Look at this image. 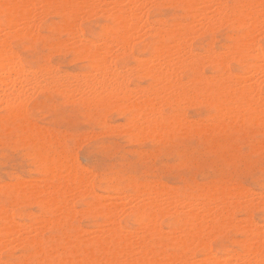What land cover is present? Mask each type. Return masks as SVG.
I'll use <instances>...</instances> for the list:
<instances>
[{
    "label": "bare ground",
    "instance_id": "6f19581e",
    "mask_svg": "<svg viewBox=\"0 0 264 264\" xmlns=\"http://www.w3.org/2000/svg\"><path fill=\"white\" fill-rule=\"evenodd\" d=\"M88 1L36 0L33 3L32 0V3H30L31 0L30 2L28 0H0V16L3 17V20L0 21V104H2L0 108L5 107L13 117L27 118L25 113L26 101L28 100H25V98L28 97L29 93L31 94L35 91H32V89L40 87V90L42 88L52 90L67 99L76 97L80 104L86 108L98 106L111 110L114 108L122 112V114L128 113L130 114L132 132L135 133V137L147 134L157 138L164 136L171 130L173 125L181 128H190L187 122L190 120L185 118L187 116H184V112L182 114L168 113L165 111V107L184 106V104L189 106L188 104H193L194 99L200 101V99L196 98L201 93H204L205 102L209 103L210 107L213 108V115L208 116L210 120L207 119L212 124L209 126L221 128L233 125L237 123L238 119L243 118L254 119L253 123L255 124L259 120L260 122L264 121V96L258 84L262 80L259 76L264 75V50L256 39L258 36L255 35V33L258 34L260 28L264 30V0H166L171 6L179 7L184 11V20L173 19L167 26L161 21H156L157 23L155 24L148 20L149 3H153L151 0H108L104 1V7L101 5L103 0L102 2L97 0L101 3V7L96 9H100L101 11L98 12H102L101 16L103 14L111 22V25L105 23L102 26V31L104 32L100 43L96 39L88 38L79 27V21H81V19L79 20V13H81V10L84 8V10L90 11L88 10L89 8L85 9L84 7ZM90 1L92 2V0ZM159 1L156 0V2ZM96 2L95 4L97 5L98 2ZM89 3L86 7L92 6ZM37 5L41 10H46V8L51 6L55 12L62 14L63 18L58 28L65 31L67 37L63 39L64 41L60 40L56 41V43L54 41L50 45H68L67 49L70 50L76 60L86 61L89 70L85 73L81 71V76L76 74L71 76L72 74L70 75L68 72H66V75H64L65 73L62 75L59 74L60 71L57 72V67L53 69L52 67L49 68L48 65L47 67L37 66L33 69L24 67L19 57L20 55L11 46L10 39L2 36L3 33L8 36L10 33L14 34L19 31V33L23 32L27 35L32 34L34 37L38 35L40 33L39 20L37 21L39 16L35 20L33 15L39 11V9L33 8L34 6L38 8ZM148 5L149 8L147 7ZM92 8L93 6L90 7V9ZM33 9L37 11L35 10L36 12H34L32 11ZM51 10L49 8V11ZM53 11L52 14L54 13ZM39 12L41 16V11ZM39 12L37 13L39 14ZM82 13L84 17V12L82 11ZM200 17L206 22L205 24H211L212 21L220 24V20L224 23L225 21L237 22V27L242 29V35L238 39L237 45L233 44V48H226L222 53L217 52L212 47H208L203 54L194 52L189 47L190 45L186 44V36L189 33L192 35L196 32L193 31L192 33L191 30L194 27H190L191 25L194 26L192 23L196 20L198 21ZM202 20L200 21L203 22ZM139 24L141 25L139 26ZM194 24L196 25V23ZM141 26L144 27L143 31L150 33L156 38V43L151 46L150 59L145 57L139 63L141 76L147 80L146 86L139 87L135 83L132 87L128 80L132 72L126 71L129 76L125 72L123 73L122 69H120V63L129 54V47L134 42L131 43L132 37L140 32H137V29H141ZM202 28H206V26ZM17 35L19 34L17 33ZM39 35L38 37H40ZM190 37L188 35V41ZM31 38L33 39V37ZM135 38L137 37L134 36ZM133 56L135 57V55ZM228 56L233 57L231 60L234 59L241 62L245 58H252L253 61L251 63H244L246 68L243 70L259 75L258 81H254L257 80L255 79V77L257 78L256 75L253 81H249L250 77L253 78V75H250L247 79L245 78L247 74L233 73L229 66L230 58ZM234 63L236 62L234 61ZM244 64L243 62L241 63L242 66ZM136 65L138 67V64ZM204 66L211 68L213 75L209 77L203 76L202 68ZM136 69L138 70V68ZM49 70L50 72H48ZM187 71L191 73L189 76L190 83H192L191 86L186 85L189 82L188 80L184 82L185 79L184 81L182 79L181 74ZM46 73L50 76L43 78L46 77ZM35 74L39 75H36L39 77L38 80H36L37 77H31L35 76ZM67 74L71 77H66ZM134 74L136 73L134 72ZM263 81L264 78L261 82ZM37 86L39 87L37 88ZM29 96L32 97V95ZM68 102L70 103L69 100ZM207 120L205 122H208ZM199 121H196L193 124V128L192 126L191 128H198L200 124L202 126ZM130 122L127 120V123ZM31 125L28 127L30 130L29 135L27 134L28 137L31 133L33 134ZM131 126H129V129L125 126L126 130L130 132ZM207 128L205 130L208 131ZM36 134L37 136L40 135V133ZM53 135L55 134L53 133ZM56 135L52 136V138L56 137ZM35 137L32 140L30 139V141L36 168L40 175V178H35H39V180L30 181V179L25 181L20 179L16 180L17 182L15 181V183L12 181V184H4L9 182L0 183V193H10V205L8 206L16 209L18 215L21 214L18 206L23 203L35 204L43 213H48L49 218L44 219L40 215L44 220L39 219L44 226V230H49L52 233L50 239H55V242L53 241L52 243V241L48 242L46 238L43 239L42 231L44 230L38 228L40 227L39 225H36L35 233L31 230L32 233L29 235L24 230L29 229L30 231V228L25 226L18 225V227L20 226V231L23 228L22 230L25 233L19 232L18 228V231H16L14 225L16 220L14 221L9 209L5 208L0 200V240L14 236L10 237L13 238L10 243H14L11 244L13 245L12 248L25 252L21 264H175L176 262L178 264V262H189L188 259L190 260L195 256V249L207 254L204 259L203 257L202 259L198 257L195 259L194 257L195 261L201 259V261H197L199 262L198 264H220V256L217 258L218 255L214 256V253V255L211 254L212 245L210 240L214 238L212 236L218 231L221 233L224 227L229 228V226L234 227L244 238L239 240L241 251L236 253L237 258L240 257L243 261L241 262L238 259L240 262L238 261L239 263L235 264H264V230L261 229L262 225L259 226L251 217H247L249 215L243 219H239L234 215L236 210H241L246 214H251L255 209L264 211V196L262 192V196H258V199H254L253 195H250L251 192H249L250 198H245L246 200L243 198L242 201L239 197V200H241L239 202L230 198L229 192L232 194V191H228L229 188L227 186H213L200 189L195 198L190 199L187 197L186 200L184 198L181 199L184 201L183 204L178 199L179 203L177 202V204L175 202L177 198L174 199L172 197L173 191H169L168 194V191H166L168 189H164L165 186L148 184L144 188H140L138 184L130 181L132 184L128 186V189L133 192V195L127 196V200L124 199V201L122 199L124 193L120 199L126 202V205L131 204V210L129 207L128 211H130L132 221L138 227L136 229H127L118 220L119 211L123 207H120L121 202L119 204V200L116 202L118 196L114 199L113 195V192L121 191V186L123 185L119 186L113 183L111 186V179L108 177L95 180V174L91 173V171L90 173L91 175L93 174V177L90 179V176H87L90 174H87V169L69 163L72 159L69 157L70 160L68 161L67 155L69 154H66L64 150H52L50 148L51 141L49 140L50 138L47 139L48 135L46 139L41 136ZM55 139L52 142H56ZM95 182L104 191V194L95 193ZM231 188L233 189L232 186ZM233 190L235 191H233L235 198L237 193L238 196H240V193L243 196L244 193L242 191L245 189H239L242 190L239 191L240 193H236L238 190L235 188ZM247 191H245V194L248 193ZM166 193L172 195L170 199L174 200V202L167 199L163 200ZM245 194L244 196L246 197ZM112 197L115 201L111 200ZM74 200L81 201L86 208L88 207L87 209L84 207L85 210L94 211V214L98 213L99 217L102 218V221H99L100 223L94 228V234H89L87 232L88 229L83 230L82 226V229L75 228L77 227L76 225L75 227L73 226L72 220H75L74 216L76 213L75 208L73 209L72 207ZM124 202L122 205H124ZM180 203L182 205H179ZM80 210L82 209L80 208ZM80 213H83V210ZM164 217L168 218V223L171 226L168 231H164L160 226V220ZM32 225L31 227L35 228ZM7 240L10 241L11 239ZM7 240L5 242H9ZM168 246L176 247L180 252L177 254L166 252L165 248ZM193 254L194 256H192ZM229 257L230 259L236 258L232 254ZM229 257L226 259L228 260ZM3 260L0 258V264H8ZM14 264H17V262Z\"/></svg>",
    "mask_w": 264,
    "mask_h": 264
},
{
    "label": "rangeland",
    "instance_id": "374dc122",
    "mask_svg": "<svg viewBox=\"0 0 264 264\" xmlns=\"http://www.w3.org/2000/svg\"><path fill=\"white\" fill-rule=\"evenodd\" d=\"M28 1L30 2V0ZM34 1L36 0H33V3H35ZM96 1L97 0H94V1L92 0L91 2L89 0L84 5L85 9L89 8L88 10L92 12L84 10V8L83 10H81V13L83 11L85 16L83 17V13L82 14L79 13V20L81 19V21H79V25H80L79 27L82 29V32L88 38L96 39L100 43V41H102V37H103L102 35L104 32L102 31L103 30L102 26L105 23H108L111 25V22L107 20L103 14L101 16L102 12L101 13L98 12V11H101L100 9H96L98 7L100 8L101 5L102 7H104L103 3H105L108 0H103V2L102 0H100L102 4L99 1H97L98 3ZM152 1L153 3H149L150 8H149V5L147 6L149 8L147 17L151 23L156 24L157 23L156 21H161L163 22L164 25L167 26L169 23H171L173 19L184 20L183 18L184 11L180 9L179 7L171 6L166 0H160V1L157 0L159 2H156V0H151V2ZM230 1H233V0H230ZM95 2L97 3V5L95 4ZM165 2L167 5L165 4ZM30 3H32V0ZM88 3L92 4L93 6L92 9H94L95 12L94 10L90 9V7L92 6L89 5V7L88 6L86 7ZM157 4L158 6H156ZM33 8H36L37 10L39 9V11H41V16H40V12L37 11L36 9H33L32 11L34 12L37 11L39 12V14L37 12L35 14L31 12L34 15L35 20L37 16L40 17V18L38 17L37 19V21L39 20L38 25L40 27L39 28L40 35L39 34L38 35L40 37H38V35H35V34H33L35 35V37L32 36V34H30L31 35L30 36V35L24 34L23 32H22L23 33L22 35V33H19L20 31L14 34L10 33L8 34V36L4 35V33L3 35L1 34L3 37H7L10 39L9 41L11 42V46L13 47L15 51H17L16 53L20 55L19 57L24 67L28 69L29 68L33 69L37 66L47 67L48 65L49 68L52 67L53 69L57 67L56 70H58L57 72L60 71L59 74L63 75L65 73L64 75H66V72H68V74L70 75L72 74L71 76L75 74L77 76H81L80 74L81 71L82 72L84 71L83 73L88 71L89 68H88L87 62L84 60H79V59L76 60V58L70 52V50L67 49L68 48L67 44H66L67 46H64L63 44L60 46L50 45L51 43H54V41L55 43L56 41L58 42L60 40L64 41L63 39H66L67 37L66 32L58 28L63 18L62 14H60L57 11L55 12V10L51 6L49 7L52 9L51 11H49V8H46V10L48 11H46L45 9L41 10L39 6L38 8L35 6ZM52 11L54 12L53 14H52ZM93 12L94 14L96 13L97 14L93 16L94 15ZM87 14H88V17H87ZM89 14H92L90 16H93V17H90ZM85 18H88V19H85ZM160 18L162 19L160 20ZM2 20H3V17L0 16V21ZM200 20H202L201 17L198 18V21L201 25L198 23L197 20H196L197 22L195 21L192 23L194 26L190 24L191 25L190 28L194 27V29L191 30L192 33L193 31L194 32L196 31V32L192 35L190 33L188 34L189 37L191 36L189 41H188V35L186 36V40H187L186 44L190 45L189 47L192 48L194 52H197V53L201 52L203 54L208 47H212L217 52L222 53L224 52V50H226V48H233L235 44L237 45V41L242 35V29L240 27H237L238 25L236 24L237 22L225 21L226 23L225 24L224 22H221L220 20V24L219 22L217 23L216 21L214 22L212 21L211 24H205L206 23L205 21L202 20L203 22H201ZM185 22L187 21L185 20ZM194 23H196V25ZM140 25L141 24H139V26ZM263 25H264V22H263ZM204 26H206V28H202ZM143 28L144 27L141 26V29L140 28L137 29V32L140 31L138 32L137 35L136 34L134 35L137 38L134 39V36L132 37L131 43L133 41L134 42L129 47L130 52L132 54L129 52V54L120 63V66L122 67V68L120 67V69H122L123 73L125 72L126 74V71L128 70H129V73L132 72L130 74L131 76H129V74H126L130 77L128 79V77L126 76L127 79L130 81V84L132 87L134 86L135 83H137L139 87L146 86L147 80L146 78L141 76V70L139 68L140 66L139 63L142 60H144L143 58L145 57H148L147 59H150L151 46L156 43V38L150 33L143 31L144 30ZM201 28L202 30H200ZM262 29L263 28H260L258 34L255 33V35L258 36L256 39L258 40L259 45L264 50V30ZM261 31H263V33H261ZM17 33L19 35H17ZM141 33L142 34L145 33V34L142 36ZM31 37H33V39ZM50 41H53V42H50ZM201 48H203L204 50ZM133 55H135V57ZM228 58H230L229 66L233 73H241L244 75L247 74L249 75V76L245 75V78L247 79L248 77H250V75H253V78L250 77L249 81L254 80V77L256 75L255 73L251 74L252 72L250 73V72H246L245 70H243L244 68H246L247 63H251L253 61L252 58H249V57L245 58L244 61L242 62L243 64L244 63L246 64H244L243 66L241 65L242 63L241 61H236L234 59L231 60V58H233L232 56H228ZM234 61L236 63H234ZM135 63L138 64V67ZM126 64H127V69H126ZM130 65H132L131 66L132 68L130 67ZM128 66L130 67V69ZM134 68L135 69L138 68V70L137 69L135 70ZM50 70L48 72H50ZM134 72L136 74H134ZM202 73H203V76H206V77L213 75V71L208 66H204L202 68ZM68 74L66 77H71ZM190 74L191 73L188 71L186 73L184 72L183 74H181L183 81L185 79L184 82H186V80L189 81V82L187 81L189 84L186 83L187 86L192 85L189 79ZM36 75L39 76L38 74H35V76H31V77L35 78L37 77ZM45 76L46 77H43V78H47L50 75H47L46 73ZM256 76L257 78L255 77V79L257 80H254V81H258L259 75H256ZM261 76L259 77L263 80L264 75H261ZM38 79L39 77H37L36 80ZM260 82H258V84L262 92L264 93V81L261 83ZM38 87L39 86H37V88ZM32 91L34 92L38 91L39 93L38 92L37 93L32 92L33 94L29 93V95H32V97L27 95L28 97L25 98V100H28L26 101V113H25L27 118H29L28 120L26 117L25 118L24 117H20V118L13 117L12 115L8 113L5 107L0 108V183L2 184L4 182H9V183H4V184H12V181L13 183H15L16 180H20V179L25 180V181H28L30 179H31L30 181L39 180L40 175L37 171L36 161L32 154V145H31L30 139L32 140L35 136L36 137L41 136L42 138L46 139L48 135L49 137H47V139L50 138L49 140L51 141L50 148L52 150H56V149L64 150L66 154H69L67 155L68 161L70 160L69 157H71L72 159L71 160L72 162L69 161V163H73L77 165V167L79 165V167L87 169L88 170V171L86 170L87 174H89L91 171V173L95 174L94 176V178H96L95 180H98L99 178L108 177L111 179V182H110L111 186L113 185V183L118 184L119 186L123 185L121 186L122 190L113 192V195H114V199H116L118 196V198L116 199V202L119 200L118 201L119 204L121 202L120 207L121 208L123 207L119 211L120 214L118 212V214L120 215V217L118 215V220L127 229H131V228L136 229L138 227V225L132 221V217L129 213L130 211H128L129 209L131 210V204L130 205L127 204L128 205L127 206L126 202H124L125 201L124 199H126L127 196L133 195V192H131L128 189V186H130V184L132 183L138 184L140 188H144V186L148 184H152L156 186L161 185V187L165 186L164 189L165 188L168 189V190L165 189L166 191H168L167 192L168 194H169V191H173L174 194H172L173 195L172 196L171 194L168 195L166 193L165 194L166 196H164L165 198H163V200L167 199V200L174 202V200L170 199L171 198L170 196H172L174 199L177 198L175 201L176 203L178 202L177 200L179 199V202H181L182 204L184 203V201L181 199L184 198V200H186L187 197L190 199L195 198L198 195L200 189L213 187V186H225V187L227 186L229 188L228 191L229 190L232 191V194L231 192H229L230 198L233 200L235 199V201L237 200L239 202L241 200L243 201V198L244 199L250 198V195L251 196L253 195L252 197L254 199L255 198L258 199L262 195L264 196V192H263L264 191V127H263L264 121L260 122L259 120L255 124L253 123L254 119L249 120L247 118H243L240 120L238 119V121H236L237 123H234L233 125H227L221 128H214L212 126H209L212 124H210L211 122L208 121L210 120L209 119L210 117L208 118V116L213 115L212 114L213 108L210 107L209 103L205 102L206 99L203 96L204 93H201L200 96H198L199 98L198 97L196 98V99H200V101L194 99L193 104L191 103L192 105L188 104L189 106H186L187 104L186 105L184 104V106L186 107L182 105L177 106V107H165V111H167L168 113L182 114L184 112L185 115L184 114L183 115L187 116L185 118L187 120H190V121H187L188 125H190V128H186V127L181 128L177 125H173L171 130H169L164 136L156 138V136L155 137L149 136L147 134H142V136L135 137L134 136L135 133L132 132L133 129H132L131 122H130V114L128 113L122 114V112H120L117 109L113 108L111 110V109H106L104 107H98V106H91L89 108H86L80 104L79 100L76 99V97L75 98L72 97L73 99L71 98L67 99L63 95L56 93L52 90H47L44 88L40 90V87L38 89H32ZM263 93L262 95L264 96ZM68 100L70 101V103L68 102ZM200 119L201 120L203 119V120L201 121ZM127 120L130 123H127ZM195 120L196 121L200 120L199 122L202 123V126L200 124L198 128L195 127L194 129H192L193 124L196 122ZM206 120L208 122H205ZM205 123L206 125L204 126ZM30 125L32 126L33 134L31 133V135L28 137L29 135L28 133L30 131L28 127ZM124 125L128 129H129V126H131L130 127L131 131L130 132L127 131L126 130L127 128H125ZM206 127H208L207 128L208 131L205 130ZM110 129L112 130L110 131ZM195 129L196 131L197 130L198 131L196 132ZM4 130H7V131H4ZM36 133H40V135L38 134L39 136H37ZM53 133L55 135L57 134L56 137L54 138H52V136H55L53 135ZM54 139L56 140V142H52L54 141ZM52 143L54 144L52 145ZM74 158H76V160H74ZM91 173L87 175V176H90L89 177L90 179L93 177V174L91 175ZM35 177H39V178H35ZM157 181L162 182V183H158ZM233 184L235 185V187ZM231 186L233 187V189L235 188L236 190H238L236 191V193L245 189L244 191H242V193L245 194L246 193L245 191L248 190L247 191L248 193L245 194L246 197L244 196V194L242 196V194L239 192L240 196H238V193H237L234 198L235 194L233 195L234 190L231 188ZM238 187L239 189H242V190H239ZM99 188L100 187L97 185V182H95L94 184L95 193L98 192V194H101V193L104 194V191L101 188L100 189ZM249 192H251L250 195H248ZM231 195L233 196V198ZM121 197L124 201L120 199ZM239 197L241 198V200H239ZM0 200L3 203L4 207L9 209L10 213L13 216L14 221L16 220L15 222L17 223V225L16 223L14 224L16 227V231L18 230L19 232L27 231L29 235L30 233H32L31 230H33V232L35 233L34 229H36L38 225L40 226L38 228H42L41 230H44L43 228L44 226L41 223V220L43 219V217L44 219L49 218V214L43 213V211L37 205L28 204V203L20 204L18 206V210L21 211V214L18 215L16 213V209H13V207L8 206L10 205L9 204V201H10L9 192L8 193L1 192ZM111 200H113V197ZM122 201L124 202V205L127 207L122 205L123 204ZM181 203L179 205H182ZM179 205L178 207H180ZM72 207L73 209L75 208L76 210V213L74 216L76 221L74 219L72 220L73 226L75 227L76 225L77 227L75 228H78V229H82L81 228L82 226L83 230L88 229V231L87 230L86 231L89 234L90 233L94 234L93 232L95 230L94 228L96 227L98 223L102 221L101 220L102 218L99 217L98 213L94 214V211L90 212L88 210H85L88 207L86 208V206L79 200H74ZM80 208L83 210V213H80L82 211L80 210ZM121 211H123V213H121ZM40 215L43 217L41 218ZM234 215L238 217L239 219L251 217V219L254 220L256 223H258L259 226L262 225L261 229L264 230V211L263 210L255 209L252 211L251 214H246L242 212L241 210H236L234 212ZM126 217H129V218H126ZM160 221H161L160 226L164 231L170 230L169 228H171V226L168 223V218H165V217L161 218ZM39 222L41 223V225ZM27 224H29L30 227L29 225L27 226ZM18 225L30 228V231L29 229L23 231L22 227L20 231V226L18 227ZM31 225L33 227L35 226V228H32ZM224 228L221 231V233H219L220 231H218L216 234H214L212 236L214 237L213 239L210 238L211 239L210 243L212 245L211 254L212 255L215 254L214 256L218 255L217 258L219 256L221 257V258L219 257V260H221L220 264L221 262L222 264H225L228 261L230 262V264L239 263L240 262L239 260H241L242 258L240 257L237 258L236 253L241 251L239 240H243L244 238L239 232H237L234 229V227L232 228V226H229V228L228 227L227 228L224 227ZM42 235H43V239L46 238L48 242H51V241L52 243L53 241L55 242V239H52V240L50 239L52 233H50L49 230L42 231ZM12 236L3 238L2 240L4 241L0 240L1 242L0 243V258L1 260L4 259L3 261L7 262L8 264H14L15 262H17V264H21L23 262L22 259H24L25 252H22L19 249L12 248L13 245L11 244L13 242L10 243L13 239V238H10ZM6 238L11 239V240L9 241ZM6 240L9 242H5ZM221 244L222 246H220ZM165 251L169 253H174V254H177L180 252L178 248L169 247V246L165 248ZM194 254L192 256H194L195 259H197V257L201 259L202 257L203 259L207 257V256L205 257V255L207 254L203 253L202 251L198 249H195ZM231 254L233 255V257L236 256V258L231 257L232 259H230L229 256H231ZM194 257L191 258L190 260L188 259L189 262L184 261L185 263L184 262H181V263L182 264L183 263L184 264H193V263L198 264L199 262L197 261H201V259L195 261ZM228 257L229 259L227 260L226 258ZM19 258L21 259L19 260ZM193 261H195L196 263ZM224 261L226 262L224 263ZM242 261L243 260H241V262ZM229 262L226 264H229ZM179 263L180 262H178V264Z\"/></svg>",
    "mask_w": 264,
    "mask_h": 264
}]
</instances>
